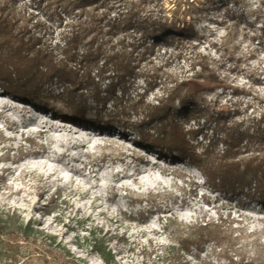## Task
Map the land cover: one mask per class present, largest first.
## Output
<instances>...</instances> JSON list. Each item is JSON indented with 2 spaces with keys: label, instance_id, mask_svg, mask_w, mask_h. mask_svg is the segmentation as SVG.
<instances>
[{
  "label": "rangeland",
  "instance_id": "1",
  "mask_svg": "<svg viewBox=\"0 0 264 264\" xmlns=\"http://www.w3.org/2000/svg\"><path fill=\"white\" fill-rule=\"evenodd\" d=\"M69 1L0 0V15L11 24L2 30L0 43L6 41L7 48L0 50V62L8 63L22 29L63 45L73 24L74 15L65 13ZM127 2L181 27L192 26L194 33L160 42L140 76L118 85L114 96L109 92L101 115L91 102L86 118H97L98 129L70 119L75 111L56 98L55 85L29 103L5 92L0 80V225L6 233L0 234V264H106L92 251L93 232L115 256L114 264H175V252L166 249L172 241L163 232L167 217L186 224L227 218L264 240V200L258 191L214 184L188 158L175 160L176 153L143 148L137 132L154 133L156 122H141L147 106L166 103V79L193 78L206 64L220 83H200L193 89L196 106L169 121L188 132L202 166L214 168L206 150L218 147L217 126L220 131L227 123L264 115V0ZM107 76L99 80L103 96L109 90ZM124 85L126 97L142 103L138 115L130 112L124 124L112 121L106 127ZM104 156L109 159L101 162ZM149 193L161 197L141 223L137 213L145 205L135 200ZM194 254L186 256L190 264H231L220 249Z\"/></svg>",
  "mask_w": 264,
  "mask_h": 264
},
{
  "label": "trees",
  "instance_id": "2",
  "mask_svg": "<svg viewBox=\"0 0 264 264\" xmlns=\"http://www.w3.org/2000/svg\"><path fill=\"white\" fill-rule=\"evenodd\" d=\"M127 1L70 0L65 13L74 15L73 24L64 37L63 45L54 46L38 32L20 30L15 35L18 47L13 50L8 63L0 62V80L5 92L19 100L37 103L46 87L55 85L59 90L56 98L62 99L75 111L76 118L70 119L80 123L89 122L91 127L98 129L101 122L97 118H86L93 107L92 103L96 105L95 111L101 115L99 112L106 110L109 92L114 96L118 85L140 76L144 71L143 64L151 61L160 42L186 38L194 33L192 26L181 27L180 23L146 14L135 3ZM10 26V22L0 15V38ZM4 48H7L6 41L0 43V50ZM200 66L202 71L193 78L180 81L168 78L162 83L168 95L166 103L147 106L148 112H144L141 122H156L157 126L154 133L137 130L138 142L143 148L151 146L163 154L176 153L175 160L188 158L208 181L258 191L259 199L264 200V115L241 124L227 123L225 127L221 126L220 131V125L217 126L214 146H222V149L206 150L209 158L213 159L214 168L202 166L201 157L188 139V132L177 121H169V117L177 112H189L191 107L196 106L195 87L220 83L208 65ZM104 76L110 79L105 96L99 83ZM122 87V95L115 96L113 100V111L104 124L106 127L112 121L124 124L130 112L138 115L142 103L126 97V87ZM26 140L34 145V139ZM108 159L104 156L101 162ZM160 197L159 193H149L147 197L142 195L135 200V203L145 205L137 213L141 223L152 215V209L157 207ZM235 224L234 220L221 217L190 224L180 222L176 217H167L163 232L172 244L166 249L175 252V264H190L186 256L195 253L194 256L199 257L207 247L220 249L231 264H264V240L259 234H253L244 227L238 228ZM0 234H6L1 225ZM253 237L255 239L250 240ZM91 248L106 264H114L115 256L94 232ZM235 258L239 261H235ZM64 264L75 263L68 260Z\"/></svg>",
  "mask_w": 264,
  "mask_h": 264
},
{
  "label": "bare ground",
  "instance_id": "3",
  "mask_svg": "<svg viewBox=\"0 0 264 264\" xmlns=\"http://www.w3.org/2000/svg\"><path fill=\"white\" fill-rule=\"evenodd\" d=\"M153 150H155L154 148H152ZM156 151H157V149H156ZM158 153H161L160 152V150L158 151ZM29 155H37L36 153H34V154H29ZM142 159V158H141ZM143 160V159H142Z\"/></svg>",
  "mask_w": 264,
  "mask_h": 264
}]
</instances>
